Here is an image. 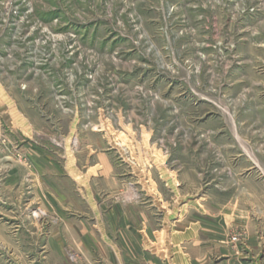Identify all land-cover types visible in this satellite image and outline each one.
Returning a JSON list of instances; mask_svg holds the SVG:
<instances>
[{"label": "rangeland", "instance_id": "1", "mask_svg": "<svg viewBox=\"0 0 264 264\" xmlns=\"http://www.w3.org/2000/svg\"><path fill=\"white\" fill-rule=\"evenodd\" d=\"M121 250L264 264V0H0V264Z\"/></svg>", "mask_w": 264, "mask_h": 264}, {"label": "crops", "instance_id": "2", "mask_svg": "<svg viewBox=\"0 0 264 264\" xmlns=\"http://www.w3.org/2000/svg\"><path fill=\"white\" fill-rule=\"evenodd\" d=\"M184 236H185V238H184V240L185 241H188V243L184 246L185 248L183 249L185 252H187L188 253V248H190L191 249V247H190V245H192L191 243H193L195 240L194 239H192V240H194V241H191V237L193 236V234H191V232L190 233H185L184 234ZM208 238H213V240L214 241H219L220 240V238H222L221 237V233H219V234H213L212 235V237H208ZM190 239V240H189ZM197 241H199V240H197ZM196 243V242H195ZM184 245V244H183ZM163 251V250H162ZM157 252V251H156ZM165 252V251H164ZM140 253V252H139ZM186 253V255L185 256H187V257H190L189 256V254H187ZM115 256L117 257V262L119 263V264H165V263H163L162 262V257H163V255H160V256H158L157 254H155V253H153V256H152V254H151V252L150 253H142L141 252V256L139 257V258H143V261H140V263L139 262H135L134 260H133V262L131 261L130 263H127V261L126 262H124L125 261V259H126V257L128 256L129 258H131L132 256H135V253H132V251H130V250H126L125 252H124V250H121V252H119V251H117L116 253H115ZM162 256V257H161ZM173 257V256H172ZM191 259V258H190ZM173 260V259H172ZM124 262V263H123ZM167 263V262H166Z\"/></svg>", "mask_w": 264, "mask_h": 264}]
</instances>
